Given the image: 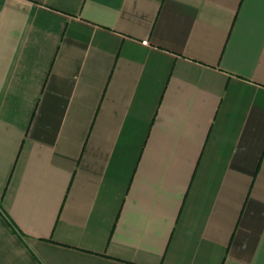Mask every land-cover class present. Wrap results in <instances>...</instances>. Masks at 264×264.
I'll return each instance as SVG.
<instances>
[{
	"label": "crops",
	"instance_id": "crops-1",
	"mask_svg": "<svg viewBox=\"0 0 264 264\" xmlns=\"http://www.w3.org/2000/svg\"><path fill=\"white\" fill-rule=\"evenodd\" d=\"M0 264H264V0H0Z\"/></svg>",
	"mask_w": 264,
	"mask_h": 264
}]
</instances>
